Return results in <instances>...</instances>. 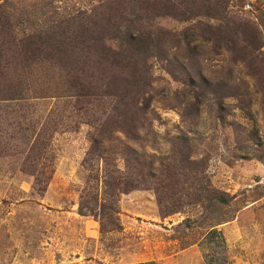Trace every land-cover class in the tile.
Listing matches in <instances>:
<instances>
[{
  "label": "rangeland",
  "instance_id": "rangeland-1",
  "mask_svg": "<svg viewBox=\"0 0 264 264\" xmlns=\"http://www.w3.org/2000/svg\"><path fill=\"white\" fill-rule=\"evenodd\" d=\"M172 1L0 0V264H264V0Z\"/></svg>",
  "mask_w": 264,
  "mask_h": 264
},
{
  "label": "trees",
  "instance_id": "trees-1",
  "mask_svg": "<svg viewBox=\"0 0 264 264\" xmlns=\"http://www.w3.org/2000/svg\"><path fill=\"white\" fill-rule=\"evenodd\" d=\"M167 2L175 5L174 1H172V0H167ZM164 5L166 7H172L171 5H168L165 2H164ZM132 23H130V24H132ZM125 34H127V33H125ZM40 35L41 34H38V36H40ZM128 36L132 38L131 35H128ZM95 39H97V41H98V38H94V37H92V35H84V36L79 35L78 36L79 45H76L78 50L73 49L71 51L60 49V47L58 46L59 43L52 44V45L56 46V49H57V51H56L57 53L56 54L57 55H59L61 53L62 55L63 54H67L66 56H68L69 53H71L72 56H68V57H70V61H74V63L77 64L76 66H79L77 71L80 72L81 74H83V76L85 77L84 83L79 81V84L81 85L80 88H82V87L84 88L82 90V92H78L79 95H86V94L90 95V94L95 93V91H94L95 87L93 89L90 88L93 85L92 84L93 80L96 79V75H95L94 71L92 70L93 66L90 65V63H89L90 61H92V56H94V57L96 56L98 58L97 62L99 64H101L102 62H105L104 59H107V57L101 56V53L98 50L99 46L101 45L100 44V37H99V42H96ZM150 39L151 40L147 42L148 46H142V47L148 51L149 55H151V56H159V54H162L164 52L162 50V48H161L163 43L156 42L155 40H153L152 37ZM39 40H41V39H39ZM141 40H145V38L142 37ZM37 42L39 43V41H37ZM37 42L36 41L35 42H30V43H33V44L31 46H27V48H29V53L27 52V50L25 51V54H26L25 59H26V61H24V62H27L29 59L34 60V57L35 58L36 57L40 58V56H36L37 53L41 54V51H40V48L38 47V43ZM61 42H62V45H64L65 41L62 40ZM142 42H146V41H142ZM130 44H131V42H130ZM137 44H139V43H137ZM1 47H2V45H0V50H1ZM136 47H138V45H136ZM152 53H154V54H152ZM27 54H28V56H27ZM73 58H75L76 60H74ZM23 64H25V63H23ZM69 64H70V62H69ZM119 66L125 67L127 65H125L124 63L122 64L120 62ZM99 68L101 69V67H99ZM100 69H98L99 73L102 74L103 71H102V69L101 70ZM107 84H108L107 92H112V94H117V95L121 94L120 92H121V88L122 87H121V85H118L117 80H111V76H109L108 80H107ZM87 86H89V87L86 88ZM10 95H14V94L12 93ZM139 97H140V93L135 91V93L133 95V101L134 100L138 101ZM11 98H19V97H11ZM11 98H1V99H11ZM137 124L139 125V123L133 122L130 125H133V127L137 128ZM123 128H124V130L127 133L129 132L127 127H123Z\"/></svg>",
  "mask_w": 264,
  "mask_h": 264
}]
</instances>
